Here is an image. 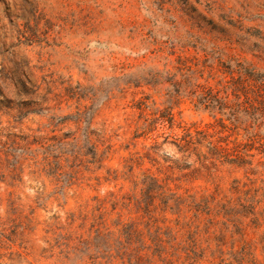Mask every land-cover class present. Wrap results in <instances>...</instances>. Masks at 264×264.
Returning <instances> with one entry per match:
<instances>
[{
  "label": "rangeland",
  "instance_id": "rangeland-1",
  "mask_svg": "<svg viewBox=\"0 0 264 264\" xmlns=\"http://www.w3.org/2000/svg\"><path fill=\"white\" fill-rule=\"evenodd\" d=\"M230 57L264 70V0H0V264H264L260 143L247 173L168 169L186 164L174 144L186 134L245 143L192 93L210 70L217 87ZM169 106L172 127L140 128ZM165 173L180 208L141 190ZM234 178L255 216L194 215L192 198L237 202Z\"/></svg>",
  "mask_w": 264,
  "mask_h": 264
},
{
  "label": "trees",
  "instance_id": "trees-1",
  "mask_svg": "<svg viewBox=\"0 0 264 264\" xmlns=\"http://www.w3.org/2000/svg\"><path fill=\"white\" fill-rule=\"evenodd\" d=\"M223 66L224 68L217 69V72L220 71L221 77L223 78H221L222 80L220 79L217 87H212L208 84V79L214 74L210 70L204 82H197L195 84L196 87L192 93L197 98V106L220 114L233 125H243L244 135L246 137L245 143H235L232 148H229L228 143L225 142L222 144L221 140L215 141L212 138L207 139L206 137L203 138V141H199L193 139L190 134H186L180 140L175 139L174 143L178 151L182 153L186 164L184 166H178L173 161V164L169 165L168 169L184 170L189 169L192 164H197L198 167H193L191 169L192 171L202 170L206 175L213 178L217 176L218 172H221L220 166L228 165L230 170L232 169L231 171H234L236 168H242L247 173L251 168L255 156V153L249 152L253 147L254 149H258L259 147L255 146L254 143H260V146L264 147V70L259 69L251 62L239 61L234 57H230L227 65ZM210 67L211 69L213 68L212 66ZM200 77L203 78V76ZM170 107L164 108L163 111H160L158 118L152 121H146L140 128L142 130L146 129L149 132L154 129V123L156 124L159 121L160 123L167 122L169 127H172L174 117L172 108ZM39 110H44V108H39ZM77 113L79 117L83 118V112L81 113L78 110ZM202 147H206L207 149L204 153L201 152ZM262 152L264 151L262 150ZM192 156L196 157L193 162H187ZM167 173H165L163 182H159L153 175H145L140 181L142 186L141 190L144 193L147 192L148 195H152L153 199L156 197L161 200L163 211L173 209L175 205L180 208L182 205L181 202L184 200L183 197L170 188L169 183L171 177ZM244 187L245 184H241L239 179L234 178L232 180L231 191L238 193L237 202H234L235 200L232 199H226L225 197L218 199L219 192L202 196L198 201L192 198L190 202L195 207L194 215H198L199 212L203 211L208 214L210 213L209 211L215 208L218 209V214L219 211L223 212L224 218L226 220H232L233 222H237L239 219L241 222V218L246 217L247 214L255 216V207L258 204V200H253L250 197L243 198L241 192H247ZM150 205H153V203ZM235 206H240V208L244 209V212L240 214L242 217L231 215ZM231 216L233 219L229 218ZM147 218L154 222V231L151 233L149 239L157 247L156 254H158V258L163 260L160 258L163 252L159 247L163 242H166L163 238L165 233L157 224L158 220L156 216L149 214ZM235 225L237 226V224ZM119 226L118 231L121 234L125 233L129 226L130 232H134V229L132 230L131 224L129 223H122ZM129 255L131 254L127 255L128 262L131 261ZM133 256H135V259L142 258L135 253ZM121 258L124 259V256H121Z\"/></svg>",
  "mask_w": 264,
  "mask_h": 264
}]
</instances>
